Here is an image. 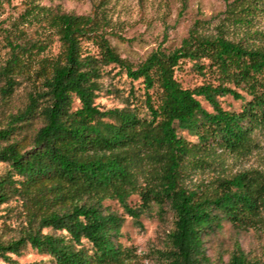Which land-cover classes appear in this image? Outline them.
<instances>
[{
    "label": "trees",
    "instance_id": "16d2710c",
    "mask_svg": "<svg viewBox=\"0 0 264 264\" xmlns=\"http://www.w3.org/2000/svg\"><path fill=\"white\" fill-rule=\"evenodd\" d=\"M263 6L264 0H229L227 20L248 23ZM49 23L61 44L57 57L36 60L42 44L9 41L10 56L0 64L3 104L21 80L33 87L26 106L0 124V164L7 165L0 173V207L15 201L23 209L19 235L0 236V259L20 264L13 255L31 246L49 257L40 264H132L133 252L117 242L124 219L104 206L114 200L141 228L142 214L153 205L160 216L172 213L164 248L156 251L161 264H264V253L251 257L238 241L227 261L212 260L205 249V238L225 222L264 233V172L186 184L190 168L213 165L218 149L247 156L256 148L254 132L264 131V47L192 31L173 53L158 50L134 67L100 32L97 14L59 12ZM84 40H93L99 54L86 53ZM183 61L194 62L201 74L215 72L219 83L184 88L176 78ZM110 65L143 85V101L132 89L123 108L97 105ZM228 84L251 98L239 113L221 105L227 96L245 99ZM134 194L142 201L138 208L129 204Z\"/></svg>",
    "mask_w": 264,
    "mask_h": 264
},
{
    "label": "rangeland",
    "instance_id": "374dc122",
    "mask_svg": "<svg viewBox=\"0 0 264 264\" xmlns=\"http://www.w3.org/2000/svg\"><path fill=\"white\" fill-rule=\"evenodd\" d=\"M228 2L229 0H0V64L10 56L9 41L21 45L42 44L44 50L36 54V60L57 57L61 44L49 18L59 12L79 16L97 14L101 21L100 32L106 36L117 53L134 67H138L158 50L166 54L173 53L189 38L192 31L208 37L222 34L227 39L246 46L264 47V6L251 17L250 22L242 24L227 20ZM83 48L86 53L99 54V48L93 40H84ZM202 63L208 67V62ZM176 78L187 89H194L204 83H219L215 72L206 69L201 74L195 63L190 61L180 64ZM100 82L102 90L96 103L102 109L123 108L132 89L137 97L142 101L144 99L143 85L129 79L118 66L106 67ZM228 85L245 99L236 100L227 96L220 98L221 105L227 111L239 113L251 98L243 87ZM32 90L31 83L21 80V85L8 104H3L0 95V124H5L9 115L26 106ZM154 98L155 101L158 100L157 95ZM200 101L207 111H213L207 102L203 99ZM78 105L76 102L75 106ZM140 110L143 115L146 114L143 107ZM39 126L38 123L34 124V129ZM33 132L32 129L30 133ZM178 133L188 141H197L186 131ZM254 139L257 146L247 156H237L218 149L213 156V165L190 168V175L186 179L187 186H204L217 177L232 176L250 170L264 172V131L255 130ZM6 169V164H0V173ZM145 183L144 178H139L140 185L144 186ZM141 203L138 194L129 199L133 208L140 207ZM104 206L124 219L117 242L133 252L132 264H161L156 251L164 248L166 233L173 223L172 213L167 209L166 214L160 216L158 206L153 205L151 210L142 214L141 228L117 201L107 200ZM22 217L23 209L20 204L11 201L2 205L0 236L3 239L17 237ZM48 231L50 230H46ZM237 241L251 257H262L264 233L255 229L239 230L228 222L223 224L221 230L205 238V249L212 260L227 261ZM13 258L20 264H40L50 260L31 246L20 256L13 255ZM0 264L8 263L0 259Z\"/></svg>",
    "mask_w": 264,
    "mask_h": 264
}]
</instances>
